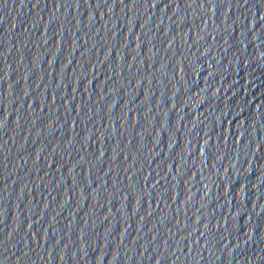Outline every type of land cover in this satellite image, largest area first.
<instances>
[{"label":"water","instance_id":"95a60500","mask_svg":"<svg viewBox=\"0 0 264 264\" xmlns=\"http://www.w3.org/2000/svg\"><path fill=\"white\" fill-rule=\"evenodd\" d=\"M0 264H264V0H0Z\"/></svg>","mask_w":264,"mask_h":264}]
</instances>
